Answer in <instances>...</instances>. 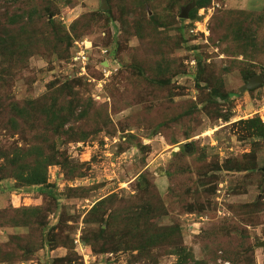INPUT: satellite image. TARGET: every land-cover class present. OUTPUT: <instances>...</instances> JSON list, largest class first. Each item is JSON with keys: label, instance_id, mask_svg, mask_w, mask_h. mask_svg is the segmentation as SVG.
I'll return each instance as SVG.
<instances>
[{"label": "rangeland", "instance_id": "1", "mask_svg": "<svg viewBox=\"0 0 264 264\" xmlns=\"http://www.w3.org/2000/svg\"><path fill=\"white\" fill-rule=\"evenodd\" d=\"M0 4V148L27 146L31 120L45 130L46 117L25 116L12 133L9 103L52 88H64L75 114L63 131L77 135L50 137L68 163L48 167L44 191L0 172V264H175L180 252L234 264L222 257L245 248L264 264V86L240 92L264 73V0ZM155 195L154 223L176 228L181 249L139 257L123 231L107 252L84 241L108 228L84 223L102 199L116 197L102 213L117 208L124 229V207Z\"/></svg>", "mask_w": 264, "mask_h": 264}, {"label": "trees", "instance_id": "2", "mask_svg": "<svg viewBox=\"0 0 264 264\" xmlns=\"http://www.w3.org/2000/svg\"><path fill=\"white\" fill-rule=\"evenodd\" d=\"M0 9H5L4 5L0 4ZM48 27L51 28L52 31H50V34L53 36L55 33L53 28L58 32V28L52 20L48 21ZM1 36L2 35H0V40H2ZM0 57H3L2 52H0ZM2 76L3 74L0 73V83L3 82ZM63 93V87L52 88L42 98L29 101L26 104L9 103L10 117L5 124L13 130L12 133L14 134L21 135L24 130L21 128L20 123L16 122L15 118L23 122L26 120L25 116L46 117V119L43 118L46 131L37 130L34 120H31L34 124L32 128L28 127L27 123L25 124L26 128H29L34 136L26 144L27 146L23 147L11 143L4 149L0 148V159L4 161L3 166L0 167V172L3 171L5 176L14 177L17 181H21L22 186L36 185L39 191H44L47 188L48 167L51 165H64L68 163L66 157L64 158L63 154L56 150L55 145L51 141V138H59L64 134L68 135L66 136L68 142L76 141V134H67L63 131V126L69 121L70 116H74L75 114V110L71 108L70 101L67 105L68 108L63 106L62 102L66 100ZM1 112H3V107ZM77 116L82 115L78 114ZM2 123H4V121ZM37 123H40L38 119ZM113 198L114 200L116 199L114 196L102 199L86 214L84 218L85 224L104 223L108 227L107 229L102 228L94 238L91 236H83L84 241H86L88 245L92 247L97 246L100 252H107L110 250L107 245L112 243V238H114L116 232L123 231V236L129 237V241L126 242L124 249L137 251V256L139 257L145 254L151 255L152 249L158 247H172L176 250L182 248V243L176 241L178 238L176 228H166L154 223V220L164 213V207L158 196L155 195L151 197V199H147L145 205H139L133 208L130 206L124 207V218H121L124 229H119V227L115 228L118 225L114 223L117 219V217H115V214L118 212L117 208H109L110 212L107 217H105L106 213H102L105 204L109 202V200L113 201ZM119 202H121V200ZM183 253L184 252L179 253L180 258H182ZM222 258L230 259L234 264L255 263L251 248L243 249L238 252L234 258ZM179 259L175 264H205L204 262L194 259H189L190 261H188L187 258H185V261Z\"/></svg>", "mask_w": 264, "mask_h": 264}, {"label": "water", "instance_id": "3", "mask_svg": "<svg viewBox=\"0 0 264 264\" xmlns=\"http://www.w3.org/2000/svg\"><path fill=\"white\" fill-rule=\"evenodd\" d=\"M193 4L187 6L186 8H184L182 10V13L180 15L181 18H187V12L188 10L192 7ZM108 6L105 4V2H103V5H102V8L103 10L107 9ZM264 86V73L263 74H260V75H256L254 77H251L247 80V83L244 84L241 89H240V92H243L244 90H250V89H253V88H256L258 86Z\"/></svg>", "mask_w": 264, "mask_h": 264}, {"label": "built area", "instance_id": "4", "mask_svg": "<svg viewBox=\"0 0 264 264\" xmlns=\"http://www.w3.org/2000/svg\"><path fill=\"white\" fill-rule=\"evenodd\" d=\"M81 57H83L85 59V57L82 54H81V56H79V58H81ZM83 63H85L84 60H83Z\"/></svg>", "mask_w": 264, "mask_h": 264}]
</instances>
